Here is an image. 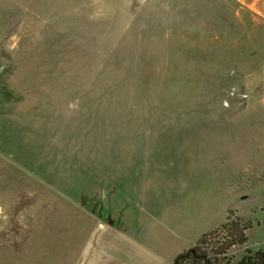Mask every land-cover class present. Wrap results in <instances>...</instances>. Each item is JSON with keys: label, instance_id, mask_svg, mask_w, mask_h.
I'll list each match as a JSON object with an SVG mask.
<instances>
[{"label": "rangeland", "instance_id": "1", "mask_svg": "<svg viewBox=\"0 0 264 264\" xmlns=\"http://www.w3.org/2000/svg\"><path fill=\"white\" fill-rule=\"evenodd\" d=\"M0 152L67 196L183 182L249 225L219 264L264 249V0H0Z\"/></svg>", "mask_w": 264, "mask_h": 264}, {"label": "crops", "instance_id": "2", "mask_svg": "<svg viewBox=\"0 0 264 264\" xmlns=\"http://www.w3.org/2000/svg\"><path fill=\"white\" fill-rule=\"evenodd\" d=\"M0 153L11 160V154ZM15 165L20 176L0 180V264H172L223 224L206 226L214 207L199 190L179 196L183 191L173 187L184 188L183 182L168 184L154 197L148 182L142 187L102 176L99 183L86 181L79 195L67 196L48 180L30 183L22 165ZM42 186L53 189L38 191ZM12 187L19 195L5 196L1 189Z\"/></svg>", "mask_w": 264, "mask_h": 264}, {"label": "trees", "instance_id": "3", "mask_svg": "<svg viewBox=\"0 0 264 264\" xmlns=\"http://www.w3.org/2000/svg\"><path fill=\"white\" fill-rule=\"evenodd\" d=\"M223 223L218 229L203 235L194 246L176 256L172 264H219L217 257L226 254L227 250L236 245H242L246 242L247 237L245 234L248 224H240L239 220H231ZM229 229V238L224 243L221 242L216 251H210L205 248L210 238L220 232L222 229ZM234 264H264V249L257 251L246 250L243 255Z\"/></svg>", "mask_w": 264, "mask_h": 264}]
</instances>
